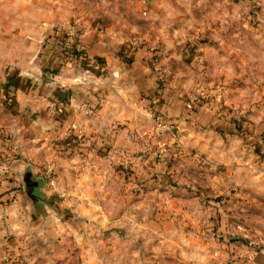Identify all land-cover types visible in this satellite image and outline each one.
I'll list each match as a JSON object with an SVG mask.
<instances>
[{"label": "crops", "instance_id": "obj_1", "mask_svg": "<svg viewBox=\"0 0 264 264\" xmlns=\"http://www.w3.org/2000/svg\"><path fill=\"white\" fill-rule=\"evenodd\" d=\"M85 1L106 4L110 0ZM166 1L136 0L148 10L151 32L140 31L139 21L95 15L83 6L57 12L62 4H73L72 0H40L41 20L69 22L64 28L71 25L80 37L71 40L57 30L41 32L30 27L21 41L16 35L19 31L0 33V156L11 164L0 181V246L11 258L20 257L23 244L38 226L43 233L47 231L45 221L31 220V212L42 206L58 214L52 216L58 228L53 229H65L83 260L128 249L133 261L149 258L153 264H189L193 246L209 247L202 240L209 220L215 232H224L221 210L206 202L208 190L212 193L214 187L207 189L201 176L185 172L176 161L215 167L213 178L221 187L228 178L231 185L239 186L237 175L245 169L247 154L238 123L225 111L222 117L204 108L189 112L187 96L181 93L187 86L178 82L180 74L175 87L157 91L160 62H154L145 50L132 55L125 49L138 34L179 33L177 23L168 20L158 30L152 7ZM68 49L77 50L79 60L65 62ZM232 98L228 93L224 103L228 112L235 108ZM85 107L93 108V115H86ZM243 116L241 133L258 135L256 120ZM157 118L171 121L174 128L157 136ZM134 131L147 139L133 141ZM76 136L83 138L82 143H77ZM197 155L209 166L201 164ZM127 162L133 164L132 170L127 169ZM49 167L56 175L58 191L66 197L58 204L61 208L42 182L43 171ZM28 175L40 184L27 185ZM207 214H211L209 220ZM176 228L180 239L173 238ZM185 231H191L194 238H185ZM218 240L220 247L214 248L213 256L220 262L227 254L221 246L227 237L221 235ZM247 253L242 264L253 260L251 252ZM231 258L236 260L238 255Z\"/></svg>", "mask_w": 264, "mask_h": 264}, {"label": "rangeland", "instance_id": "obj_2", "mask_svg": "<svg viewBox=\"0 0 264 264\" xmlns=\"http://www.w3.org/2000/svg\"><path fill=\"white\" fill-rule=\"evenodd\" d=\"M39 1L0 0V33L19 31L16 35L21 41L25 39L22 33L25 34L29 27L45 32L69 25V22L64 23L62 20H41L37 10ZM72 1L73 4L70 5L62 4L57 12L67 11V7L77 9L83 6L95 15H119L126 22L139 21L140 31L151 32L147 27L151 22L148 10H144L136 0H110L106 4H91L85 0ZM77 1L78 5L75 4ZM152 8L157 14L155 17L158 30L165 27L168 20L177 23L179 33L176 36L161 37L157 34H138L130 38L129 42L143 43L149 48L161 51L162 58L158 68L164 71L169 87H175V78L180 74L178 82L187 86L181 93L184 92L187 98L195 100L202 95L211 99L220 95L221 106L226 115L252 116L260 129L258 136L264 137V0H168L164 4L153 5ZM23 11H28V14L25 12L26 15H23ZM228 93H232L235 106L229 112L224 107ZM155 132L157 136H161L169 131H159L156 125ZM140 134L134 131L130 137L133 141L141 142L147 139V136ZM261 151L263 155H249L244 152L247 154V161L242 166L245 168L243 172L237 175L241 183L239 186L231 185L228 178L223 182L226 185L221 187L217 179L213 178L215 167H195L177 159V167L201 176L207 189L214 187L216 191L211 193L208 190L207 205L218 207L225 217L224 232H215L209 220L211 214H207L209 225L202 229V240L209 247L203 249L198 245L193 246L189 252L190 260H187L189 264H242L241 260L249 254L247 250L252 255L251 264H264V148ZM125 165L127 169H133L132 163L127 162ZM131 170L127 171L132 172ZM42 182L55 194L54 200L61 208L60 202L66 197L62 191H58L56 175L53 185L44 176ZM47 198L44 197L45 202L49 203ZM54 215L51 207L46 210L42 206L39 210H33L31 220L45 221L47 231L43 233L42 227L38 226L39 229L33 235L31 232L28 236L29 242L23 244L24 249L17 259L8 256L5 248L0 246V264H153L149 258L140 262L133 261L132 251L128 249H124L126 253L119 252L113 256L97 254L92 261L83 260L78 256L76 244L66 234L65 229L61 232L53 229L54 226L58 229L55 218L52 217ZM57 216L58 214L55 215ZM236 225L246 227L248 243L241 236L242 233L235 229ZM27 231L28 229L21 235H26ZM174 231L173 238L180 239L182 235L177 234V228ZM190 232L185 231L183 236L193 239ZM221 235L227 237L221 243L227 254L219 262L214 261L213 250L220 247L221 241L218 239ZM142 239L150 240V237L143 236ZM229 248L232 250L228 251ZM232 254L238 255V259L231 260ZM196 255L199 259H196Z\"/></svg>", "mask_w": 264, "mask_h": 264}, {"label": "built area", "instance_id": "obj_3", "mask_svg": "<svg viewBox=\"0 0 264 264\" xmlns=\"http://www.w3.org/2000/svg\"><path fill=\"white\" fill-rule=\"evenodd\" d=\"M53 30H57L58 33H60L62 36L71 39V40H76L80 37L78 34V31L74 29L71 25L66 29V28H56ZM128 44L133 47V48H138V47H148L147 45L143 43H135V42H128ZM149 48V47H148ZM150 51L152 52H158L161 53V51L153 48H149ZM162 55V53H161ZM156 72L158 74V79L162 82L163 88L165 90L169 89V86L167 85V79L164 75V71L161 68H157ZM222 99L221 96H214L211 99H208L207 97H203L202 95L200 97H197L195 100L187 98L186 100V109L189 112H192L194 108H204L209 111H218L220 113V116H223V109H222ZM57 102L53 101L52 106L56 107ZM151 111V109H149ZM85 114L86 115H93L94 110L93 108L90 107H85ZM243 114L242 115H235L233 117H229L230 120L241 124L243 122ZM155 123L157 125V129L159 131H169L174 128V126L171 124V121L164 120L157 118L155 119ZM242 126V124H241ZM242 138L244 139V149L247 154L249 155H254V154H259L257 151L262 150L264 148V137L263 136H258L250 133L249 131H242ZM262 152V151H261ZM156 158L160 159L161 155L156 154ZM199 159V158H198ZM201 159V158H200ZM199 159V160H200ZM200 163L206 166H209L208 162L204 160L202 162L200 160ZM11 164L7 159H3V157L0 156V181L4 180L5 176L10 172ZM43 176L49 181L51 185L54 184L55 182V173L52 168H45L43 171ZM235 229L239 231L241 236L247 240H249L248 235L246 233V227L244 225H236ZM248 243V241H247ZM251 244V242H250Z\"/></svg>", "mask_w": 264, "mask_h": 264}, {"label": "trees", "instance_id": "obj_4", "mask_svg": "<svg viewBox=\"0 0 264 264\" xmlns=\"http://www.w3.org/2000/svg\"><path fill=\"white\" fill-rule=\"evenodd\" d=\"M125 49H129L130 50V52H132V55H135L138 51H141V50H145L146 52H148L149 54H150V56H151V58H152V60L154 61V62H160V59L162 58V55H161V53H158V52H152V51H150V49L148 48V47H138V48H133V47H131L128 43L126 44V46H125ZM80 53L77 51V50H73V49H68V50H65V52H64V58H65V62L67 61V63L69 62V63H73V62H75V61H77V60H79V58H80ZM156 89H157V91H159V90H163V91H165V89L163 88V85H162V82L157 78V80H156ZM54 101V100H53ZM66 102V100H63V102ZM197 109H199V108H194L193 109V111H197ZM192 111V112H193ZM236 128H237V131H238V134L242 137V133H241V130H242V126H241V124H236ZM77 138V143H82V140H83V138L81 137V136H76ZM69 143V142H68ZM67 143V144H68ZM65 146H67V145H62V147H61V149H62V151L65 149ZM60 149V150H61ZM259 154H261V151L260 150H258L257 151ZM197 158H202L200 155H197ZM204 166H206V165H204Z\"/></svg>", "mask_w": 264, "mask_h": 264}, {"label": "water", "instance_id": "obj_5", "mask_svg": "<svg viewBox=\"0 0 264 264\" xmlns=\"http://www.w3.org/2000/svg\"><path fill=\"white\" fill-rule=\"evenodd\" d=\"M33 180H32V178H31V175H28V177L26 178V180H25V182H26V184L28 185V184H31V182H32ZM40 183L38 182V181H33L32 182V185H34V186H38Z\"/></svg>", "mask_w": 264, "mask_h": 264}]
</instances>
